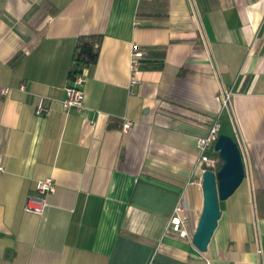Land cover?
<instances>
[{"label": "crops", "instance_id": "1", "mask_svg": "<svg viewBox=\"0 0 264 264\" xmlns=\"http://www.w3.org/2000/svg\"><path fill=\"white\" fill-rule=\"evenodd\" d=\"M90 34L85 108L66 112ZM133 45L145 56L131 94ZM217 116L245 177L200 252L168 224L181 202L196 228L197 138ZM47 177L48 206L25 211ZM0 264H264V0H0Z\"/></svg>", "mask_w": 264, "mask_h": 264}, {"label": "built area", "instance_id": "2", "mask_svg": "<svg viewBox=\"0 0 264 264\" xmlns=\"http://www.w3.org/2000/svg\"><path fill=\"white\" fill-rule=\"evenodd\" d=\"M145 54L140 50L137 45H133L131 48L130 60H129V93H134V86L138 83L136 73L142 66L143 58ZM86 77L83 71L79 74L69 77L68 84L65 87V96L61 100L63 109L68 112L70 110L81 111L85 108V99L83 93V86L85 84ZM23 90V87H20ZM8 88L3 87L1 93H6ZM227 96H225V101ZM34 112L37 116H47L50 113V106L45 101L44 97H41L38 103L35 105ZM133 121L128 118H123L121 124V130L127 132L132 126ZM219 116H217L211 123L208 133L205 136L197 138V150L198 157L197 163L201 166L202 171L213 170L216 171L218 166L221 165V159L217 152L211 153L214 148V143L220 134ZM55 191V184L51 177L38 180L35 185V191L27 195L24 209L25 211L35 214L43 213L44 209L48 206L46 196L52 194ZM185 206L179 202L173 212L172 217L169 220L168 228L173 233H176L181 238L191 240V235L185 228L187 217L184 214Z\"/></svg>", "mask_w": 264, "mask_h": 264}, {"label": "water", "instance_id": "3", "mask_svg": "<svg viewBox=\"0 0 264 264\" xmlns=\"http://www.w3.org/2000/svg\"><path fill=\"white\" fill-rule=\"evenodd\" d=\"M214 150L221 159V165L216 171L207 169L202 172V209L191 235L192 244L200 252L207 250L221 217L220 201L227 199L245 177L242 152L235 139L220 133L214 143Z\"/></svg>", "mask_w": 264, "mask_h": 264}, {"label": "trees", "instance_id": "4", "mask_svg": "<svg viewBox=\"0 0 264 264\" xmlns=\"http://www.w3.org/2000/svg\"><path fill=\"white\" fill-rule=\"evenodd\" d=\"M139 16H142L139 14ZM144 16L160 17L158 14H145ZM100 34L82 35L77 39L75 50L71 59L68 77L79 74L87 65L95 63L98 57ZM164 51V47L160 49ZM14 61V58L12 59ZM220 165L218 166V168Z\"/></svg>", "mask_w": 264, "mask_h": 264}, {"label": "rangeland", "instance_id": "5", "mask_svg": "<svg viewBox=\"0 0 264 264\" xmlns=\"http://www.w3.org/2000/svg\"><path fill=\"white\" fill-rule=\"evenodd\" d=\"M222 122V121H221ZM214 149V148H213ZM213 151H215V150H213ZM216 152V151H215ZM241 185V184H240ZM240 185L238 186V187H240ZM221 203H222V201H220V205H221ZM220 209H221V206H220Z\"/></svg>", "mask_w": 264, "mask_h": 264}]
</instances>
